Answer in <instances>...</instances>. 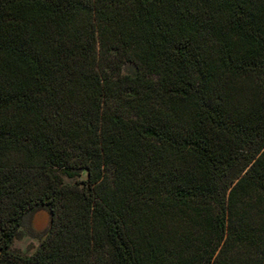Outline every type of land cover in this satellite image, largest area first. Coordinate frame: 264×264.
I'll list each match as a JSON object with an SVG mask.
<instances>
[{
	"label": "trees",
	"instance_id": "trees-1",
	"mask_svg": "<svg viewBox=\"0 0 264 264\" xmlns=\"http://www.w3.org/2000/svg\"><path fill=\"white\" fill-rule=\"evenodd\" d=\"M0 264H264V0H0Z\"/></svg>",
	"mask_w": 264,
	"mask_h": 264
},
{
	"label": "rangeland",
	"instance_id": "rangeland-1",
	"mask_svg": "<svg viewBox=\"0 0 264 264\" xmlns=\"http://www.w3.org/2000/svg\"><path fill=\"white\" fill-rule=\"evenodd\" d=\"M130 66L125 67V72L130 70ZM85 178L83 172L78 179L82 180ZM65 182H73L72 180L63 178ZM49 225V215L45 210H39L32 216H26L21 228V236L17 239H13L11 243V250L16 251L20 254L29 255L38 246L40 239L43 236V232Z\"/></svg>",
	"mask_w": 264,
	"mask_h": 264
}]
</instances>
